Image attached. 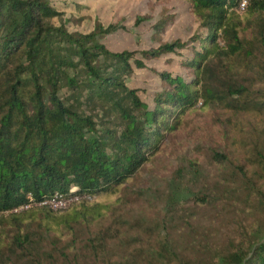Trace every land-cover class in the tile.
<instances>
[{"label":"trees","instance_id":"16d2710c","mask_svg":"<svg viewBox=\"0 0 264 264\" xmlns=\"http://www.w3.org/2000/svg\"><path fill=\"white\" fill-rule=\"evenodd\" d=\"M181 1L203 33L159 44L141 52L140 60L179 55L190 44L192 57L182 65L192 77L157 72L167 89L149 106L126 83L144 66L137 53L110 52L101 42L123 31L121 25L96 20L90 32L69 31L53 0H0V264H122L106 255L107 229L88 232L109 210L98 199L116 197L198 100L264 116V93L254 97L260 90L223 64L250 57L252 47L264 51V0L252 1L242 16L234 10L237 0ZM252 20L255 37L243 41V23ZM259 75L255 84L264 88ZM210 158L224 164L215 152ZM245 164L253 171L250 176L238 168L246 211L233 212V233L173 264H264V147L251 149ZM54 193L81 199L58 211L41 206L4 215L28 203L27 196L39 202ZM225 205L237 208L233 199ZM254 208L260 217L247 222ZM82 226L86 236L79 242Z\"/></svg>","mask_w":264,"mask_h":264},{"label":"rangeland","instance_id":"374dc122","mask_svg":"<svg viewBox=\"0 0 264 264\" xmlns=\"http://www.w3.org/2000/svg\"><path fill=\"white\" fill-rule=\"evenodd\" d=\"M65 1L53 0L52 6L63 13L69 31L90 32L96 20L102 26L121 25L123 31L107 35L101 42L110 52L137 53V60L141 52L159 44L186 41L203 33L181 0H83L79 5H64ZM137 19L140 23L135 25ZM253 22L248 26L244 21L243 41L255 37ZM191 47L189 44L179 55L140 60L143 68L133 69L127 85L137 89L141 101L150 106L153 96L167 89L157 72L183 80L192 77L182 65L192 57ZM248 53L250 57L241 55L223 60V64L228 63L241 83L260 90L255 97L264 93V88L255 84L259 73H264V51L252 47ZM262 147L263 115L235 114L220 105L203 106L198 100L183 114L178 129L165 136L154 158L116 197L98 199L109 210L88 232L94 236L107 229L106 255L122 264H173L177 259H192L206 245L223 244V238L230 237L237 227L230 220L233 212L246 211V193L238 188L243 183L238 168L251 176L253 169L245 164L246 157L251 149ZM211 152L223 156L224 164L218 166L210 158ZM197 198H202V203H196ZM228 199H233L237 208L227 207ZM248 213L247 222L260 217L259 209ZM79 229L80 242L86 233L83 226Z\"/></svg>","mask_w":264,"mask_h":264},{"label":"built area","instance_id":"2783aa9c","mask_svg":"<svg viewBox=\"0 0 264 264\" xmlns=\"http://www.w3.org/2000/svg\"><path fill=\"white\" fill-rule=\"evenodd\" d=\"M252 1H258V0H237L236 7L234 9L235 12L241 14ZM27 198L29 200L28 203L10 209L9 211L4 212V215L18 214L30 209L31 207H41V206L47 207L51 211H58V210L66 209L70 204L77 202L79 199H81L80 197H77L75 195L62 197L57 193H54L49 198H46L39 202L32 201V199L29 196H27ZM85 199L89 200L88 197H85Z\"/></svg>","mask_w":264,"mask_h":264}]
</instances>
